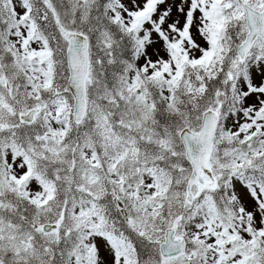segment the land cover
Listing matches in <instances>:
<instances>
[{
	"label": "snow or ice",
	"instance_id": "1",
	"mask_svg": "<svg viewBox=\"0 0 264 264\" xmlns=\"http://www.w3.org/2000/svg\"><path fill=\"white\" fill-rule=\"evenodd\" d=\"M0 264H264V0H0Z\"/></svg>",
	"mask_w": 264,
	"mask_h": 264
}]
</instances>
